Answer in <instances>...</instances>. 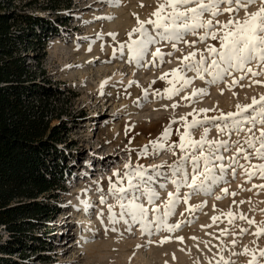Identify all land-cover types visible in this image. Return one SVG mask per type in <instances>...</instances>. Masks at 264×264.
I'll use <instances>...</instances> for the list:
<instances>
[{
    "label": "rangeland",
    "instance_id": "obj_1",
    "mask_svg": "<svg viewBox=\"0 0 264 264\" xmlns=\"http://www.w3.org/2000/svg\"><path fill=\"white\" fill-rule=\"evenodd\" d=\"M26 2H32L33 7L58 4L56 10L32 11L51 21L56 16L63 17L58 33L47 42L41 69L44 79L61 92L53 103L55 113L50 125L66 128L58 148L67 170L58 189L38 198L53 204L56 213L35 224L30 234L36 240L27 238L5 258L18 264H249L255 255L259 264H264L259 255L264 250V235H254L257 227H264V187H261L264 179L254 176L249 180L242 169L237 168L233 174L227 168L228 158L236 154L234 147L222 153L224 178L212 186L210 194L192 195L185 204L183 193L190 190H180L181 202L167 221L170 225L180 224L176 231L168 232L163 226L157 231L154 225L142 231L141 224L128 217L127 223L110 221L108 211L109 206L117 214L120 211L108 191L109 183L117 181L114 172L123 176L131 168L143 165L147 173L153 174L154 166H160L159 171L170 176L168 166L181 154L175 147L184 132L181 117L191 121L193 117L234 112L238 104H251L254 97L264 95V76L248 74L229 88L232 78L209 86L189 72L187 76L192 83L168 99L162 94L172 87L167 80L173 79L171 72L181 66V59L190 52L203 51L208 44L219 47L217 41L209 39L201 43L198 35L189 34L185 40L197 41L193 46L177 42L173 48L171 42H160L149 46L148 53L137 62L129 59L127 44L137 38L133 32L137 18L154 19L151 14L156 10L157 0H118L120 6H115L112 0H19L21 5ZM258 8L259 4H253L248 12ZM244 16L241 9L237 18L243 20ZM218 19L226 22L229 14ZM121 45L125 46L123 50ZM157 47L164 54L163 62L152 56ZM30 62L34 65L31 58ZM251 67L257 70L256 65ZM166 73L168 77L161 79ZM240 75L233 74L237 79ZM194 89H204L207 94L193 96ZM201 109L212 111L202 113ZM169 126L172 130L169 140L153 152L149 142L156 141ZM190 131L192 138L198 140L203 128ZM207 139L229 137L211 128ZM230 140L243 144L244 134L238 137L233 133ZM146 145L149 152L143 155L141 150ZM240 163L245 161L241 158ZM251 163L257 161L253 159ZM126 164L131 168L126 169ZM188 171L191 172L190 166ZM216 172L219 175V169ZM159 183L166 184L164 190ZM154 186L159 194L156 205L162 213L168 193L175 189L163 178ZM102 196L107 198L106 203H101ZM85 202L88 208L84 212ZM141 202L151 207L143 198ZM229 212L232 217L227 215ZM241 216L245 219H240ZM248 220L255 223L249 225ZM242 229L246 231L241 232ZM0 235L3 243L10 240L3 229Z\"/></svg>",
    "mask_w": 264,
    "mask_h": 264
},
{
    "label": "snow or ice",
    "instance_id": "obj_2",
    "mask_svg": "<svg viewBox=\"0 0 264 264\" xmlns=\"http://www.w3.org/2000/svg\"><path fill=\"white\" fill-rule=\"evenodd\" d=\"M112 2L115 6H120L118 0H112ZM253 4H259V8L249 13L248 7ZM140 6L143 7V5ZM241 9L245 13L243 20L237 18ZM225 13L229 14V19L221 22L218 17ZM151 16L154 19L140 21L137 18V27L133 29L137 38L130 40L127 44L130 60L141 61L148 53L149 46L160 42H171L173 48L176 47L177 42L186 43L191 47L197 41H186L185 37L189 34L198 35V41L201 43L211 39L219 44V47L208 44L203 51L190 52L184 56L180 62L181 66L171 72L173 79L167 80L172 87L165 89L162 94L164 97L171 99L172 96L184 91L192 83V78L187 76L189 72L194 73V78L204 80L209 86L223 83L226 78H232L229 88L235 87L239 80L244 79L248 74L252 77L264 76V0H157L156 10ZM205 17L208 18L205 19ZM198 30H202L203 34H199ZM124 47L121 45V50ZM167 55L171 56V53ZM197 55H199L198 59H196ZM152 56L154 60L159 59L163 62L164 54L159 47ZM251 65H256L257 70L254 71ZM237 72L241 74L239 79L233 76ZM168 75L166 73L161 79H166ZM253 82L261 83L256 80ZM206 94L204 89H194L192 93L193 96ZM199 111L203 113L212 110ZM188 115L191 116L192 113ZM181 120L184 121V132L180 134L179 143L175 144L181 154L172 165L168 166L170 176L160 172V166H154L155 172L149 174L143 165L131 168L129 164H126L125 168H131V171H126L123 176L113 173L117 176V181L109 183L108 191L109 195L116 200L120 211L117 214L113 212V206H109L110 221L118 219L127 223L126 217H128L131 221L141 224L142 231L151 229L153 225L157 231L162 226L168 232L176 231L180 224L170 225L167 221L175 214V207L181 202L180 190L182 188L190 190L183 193L182 199L185 204L192 195L210 194L212 186L224 178L226 166L221 163L225 158L222 153L229 151L232 147L235 148L236 154L228 158L227 168H230L233 174L237 168L242 169L249 180L254 176L264 179V95H261L259 99L254 97L251 104L236 105L234 112H221L211 117L205 115L200 119L193 117L191 121L181 117ZM199 128H203L200 138L193 139L190 129ZM211 128H215L218 134L228 136L229 139H207ZM256 131L259 135H256ZM233 133L238 137L241 133L244 134L243 144L239 140H230ZM171 135V127H166L156 141L149 142L152 151L160 150ZM169 150H172V145H169ZM148 152L149 146L146 145L141 150V154L147 155ZM241 158L245 161L244 164L240 163ZM253 159L257 163H251ZM189 166L191 172L188 171ZM217 169H219V175H217ZM160 178L171 183L175 189L174 192L168 193L162 213L160 207L156 205L159 194L154 186ZM158 186L164 190L166 184L159 183ZM142 198L151 206L150 208L145 207V204L141 202ZM106 202L107 198L102 196L101 203ZM85 207H88L86 202ZM150 213L151 219H149ZM227 215L232 217L231 212ZM240 219L243 220L245 217L241 216ZM247 222L249 225L255 223L252 220ZM244 231L246 230H241V232ZM254 235L257 237L264 235V227H257ZM163 242L165 241L161 243ZM259 255L264 258V250H261ZM249 264H259L255 255L252 256Z\"/></svg>",
    "mask_w": 264,
    "mask_h": 264
},
{
    "label": "trees",
    "instance_id": "obj_3",
    "mask_svg": "<svg viewBox=\"0 0 264 264\" xmlns=\"http://www.w3.org/2000/svg\"><path fill=\"white\" fill-rule=\"evenodd\" d=\"M59 6L0 0V229L10 237L3 243L0 235V264H18L5 256L27 238L36 240L30 234L35 224L56 213L53 204L38 198L58 189L67 170L58 148L66 128L50 125L61 92L41 69L47 42L63 17L51 21L32 11Z\"/></svg>",
    "mask_w": 264,
    "mask_h": 264
},
{
    "label": "bare ground",
    "instance_id": "obj_4",
    "mask_svg": "<svg viewBox=\"0 0 264 264\" xmlns=\"http://www.w3.org/2000/svg\"><path fill=\"white\" fill-rule=\"evenodd\" d=\"M88 205V204H87ZM88 208V207H87ZM87 208L85 207V204L83 205V210L84 212L87 210ZM84 215V214H83ZM86 217V216H85Z\"/></svg>",
    "mask_w": 264,
    "mask_h": 264
}]
</instances>
